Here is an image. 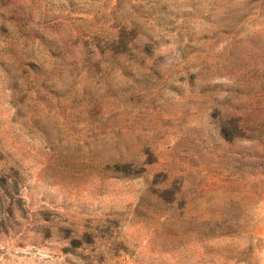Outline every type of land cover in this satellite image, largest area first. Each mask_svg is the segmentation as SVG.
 <instances>
[{
	"label": "rangeland",
	"instance_id": "rangeland-1",
	"mask_svg": "<svg viewBox=\"0 0 264 264\" xmlns=\"http://www.w3.org/2000/svg\"><path fill=\"white\" fill-rule=\"evenodd\" d=\"M0 264H264V0H0Z\"/></svg>",
	"mask_w": 264,
	"mask_h": 264
}]
</instances>
